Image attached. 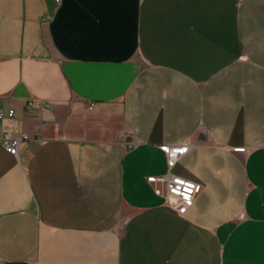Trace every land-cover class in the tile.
Wrapping results in <instances>:
<instances>
[{
  "label": "crops",
  "instance_id": "obj_1",
  "mask_svg": "<svg viewBox=\"0 0 264 264\" xmlns=\"http://www.w3.org/2000/svg\"><path fill=\"white\" fill-rule=\"evenodd\" d=\"M0 112V264H264V0H0Z\"/></svg>",
  "mask_w": 264,
  "mask_h": 264
},
{
  "label": "built area",
  "instance_id": "obj_2",
  "mask_svg": "<svg viewBox=\"0 0 264 264\" xmlns=\"http://www.w3.org/2000/svg\"><path fill=\"white\" fill-rule=\"evenodd\" d=\"M30 104H36L31 100ZM93 103L89 104V108L93 107ZM14 114L13 109H10L7 116ZM3 113L0 112V117H3ZM25 137L10 138L6 135L2 136V144L4 149L10 154H16L19 150V146ZM187 149V146H162V150L167 155V170L162 174L149 175L146 177L147 181L154 185L156 193L164 196L166 202L172 205L179 213H184L186 209L193 203L196 196L202 190L200 183L182 177L172 172V168L175 165L178 157ZM236 151H244V147L234 148Z\"/></svg>",
  "mask_w": 264,
  "mask_h": 264
},
{
  "label": "rangeland",
  "instance_id": "obj_3",
  "mask_svg": "<svg viewBox=\"0 0 264 264\" xmlns=\"http://www.w3.org/2000/svg\"><path fill=\"white\" fill-rule=\"evenodd\" d=\"M124 132H125L124 129H122L121 127L119 128L117 132V141L121 146L125 145L127 142L124 137V134H125Z\"/></svg>",
  "mask_w": 264,
  "mask_h": 264
}]
</instances>
